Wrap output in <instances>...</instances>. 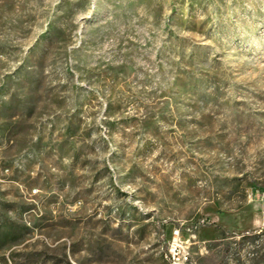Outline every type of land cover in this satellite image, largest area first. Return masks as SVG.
Wrapping results in <instances>:
<instances>
[{
    "label": "rangeland",
    "instance_id": "374dc122",
    "mask_svg": "<svg viewBox=\"0 0 264 264\" xmlns=\"http://www.w3.org/2000/svg\"><path fill=\"white\" fill-rule=\"evenodd\" d=\"M264 264V0H0V264Z\"/></svg>",
    "mask_w": 264,
    "mask_h": 264
},
{
    "label": "built area",
    "instance_id": "2783aa9c",
    "mask_svg": "<svg viewBox=\"0 0 264 264\" xmlns=\"http://www.w3.org/2000/svg\"><path fill=\"white\" fill-rule=\"evenodd\" d=\"M189 240L184 241L181 239V229L175 228L172 231L171 239L168 242L166 251L164 253L165 260L168 264H188L189 251L187 243Z\"/></svg>",
    "mask_w": 264,
    "mask_h": 264
},
{
    "label": "bare ground",
    "instance_id": "6f19581e",
    "mask_svg": "<svg viewBox=\"0 0 264 264\" xmlns=\"http://www.w3.org/2000/svg\"><path fill=\"white\" fill-rule=\"evenodd\" d=\"M164 258H165V255H164Z\"/></svg>",
    "mask_w": 264,
    "mask_h": 264
}]
</instances>
